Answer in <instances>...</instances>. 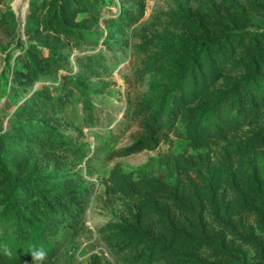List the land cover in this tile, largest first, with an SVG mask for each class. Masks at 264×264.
I'll list each match as a JSON object with an SVG mask.
<instances>
[{
    "label": "trees",
    "instance_id": "obj_1",
    "mask_svg": "<svg viewBox=\"0 0 264 264\" xmlns=\"http://www.w3.org/2000/svg\"><path fill=\"white\" fill-rule=\"evenodd\" d=\"M102 9L100 0H30L27 42L18 41V84H43L0 132V264L32 260L39 248L51 257L57 235L85 216L90 187L43 172L45 164L77 152L70 136L44 118L58 119L76 99L84 103L85 120L93 119L87 76L106 71L100 54L77 55V76L58 73L69 69L68 45L88 50L84 38L94 32ZM251 11L264 14V0L187 9L179 21L188 33L165 45L167 76H153L151 93L137 108L144 131L117 153L155 150L179 126L195 146L218 144L245 127L251 133L236 154L230 147L207 164L193 154L166 155L157 160L161 173L154 174L149 163L136 176L116 169L114 185L135 204L100 230L123 263L264 264V167L245 152L264 154V28H249ZM129 18L122 11L118 25ZM245 245L254 250L252 257Z\"/></svg>",
    "mask_w": 264,
    "mask_h": 264
},
{
    "label": "rangeland",
    "instance_id": "obj_2",
    "mask_svg": "<svg viewBox=\"0 0 264 264\" xmlns=\"http://www.w3.org/2000/svg\"><path fill=\"white\" fill-rule=\"evenodd\" d=\"M100 1L102 17L93 27L94 32L85 36L83 41V48L88 50L82 52L68 45L66 50L71 52L69 69L58 73L59 78L66 74L77 76L81 71L77 55L100 54L107 65L106 71L87 76V84L90 85L88 98L94 104V117L86 121L84 103L75 99L58 119L44 118L70 136L77 152L67 153L60 161L45 164L43 172L57 180L71 176L89 186L92 195L84 218L77 227L57 235L54 241L56 253L46 258L43 264H125L109 249L100 230L107 221L126 216L127 206L135 204L132 197L114 185L116 169L134 172L136 176L149 163L154 174L161 173L163 167L157 160L166 155L193 154L203 158L207 164L230 147L236 154L240 140L251 133V128L245 127L234 137V133H229L218 144L195 146L179 126L178 131L170 133L155 150L119 155L117 152L121 148L133 143L144 131L142 115L137 108L151 93L153 76H167L168 60L162 55L165 45L188 33L179 20L186 16L187 9L194 13L204 12L209 5L220 4L222 0ZM29 6L30 0H0V132L8 128L10 117L15 115L31 91L43 84L38 82L27 88L18 84L23 71V50L18 41L27 42L24 30ZM124 10L128 11L130 18L119 26L118 18ZM250 14L249 28H264V14L257 11ZM245 152L251 163L264 167V154ZM260 234L264 236V233ZM244 248L250 257L254 255L251 247L245 245ZM22 264H33V261L26 260Z\"/></svg>",
    "mask_w": 264,
    "mask_h": 264
},
{
    "label": "clouds",
    "instance_id": "obj_3",
    "mask_svg": "<svg viewBox=\"0 0 264 264\" xmlns=\"http://www.w3.org/2000/svg\"><path fill=\"white\" fill-rule=\"evenodd\" d=\"M4 254L7 256L12 255L11 251L7 248L4 249ZM31 257L33 264H43L47 258V252L43 248L33 249L31 252Z\"/></svg>",
    "mask_w": 264,
    "mask_h": 264
}]
</instances>
